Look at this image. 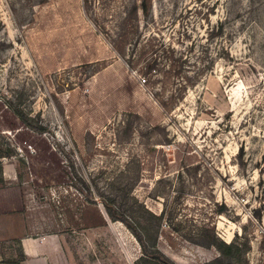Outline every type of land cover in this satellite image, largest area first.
Returning a JSON list of instances; mask_svg holds the SVG:
<instances>
[{
    "label": "rangeland",
    "instance_id": "374dc122",
    "mask_svg": "<svg viewBox=\"0 0 264 264\" xmlns=\"http://www.w3.org/2000/svg\"><path fill=\"white\" fill-rule=\"evenodd\" d=\"M7 161L66 264H134L132 197L176 264H264V0H0Z\"/></svg>",
    "mask_w": 264,
    "mask_h": 264
},
{
    "label": "crops",
    "instance_id": "0c3cea01",
    "mask_svg": "<svg viewBox=\"0 0 264 264\" xmlns=\"http://www.w3.org/2000/svg\"><path fill=\"white\" fill-rule=\"evenodd\" d=\"M0 182V255L6 254L3 250L7 248L2 245L17 243L20 259L19 264H66V255L62 242L58 236H43L40 232L33 233L32 224L27 216L28 206L24 184L17 182L16 170L9 161L2 163ZM18 189L19 202L9 198ZM12 198V197H11ZM23 207L22 211H17V207ZM13 210V212H9ZM14 250V248H12ZM0 264H5L4 262Z\"/></svg>",
    "mask_w": 264,
    "mask_h": 264
},
{
    "label": "trees",
    "instance_id": "16d2710c",
    "mask_svg": "<svg viewBox=\"0 0 264 264\" xmlns=\"http://www.w3.org/2000/svg\"><path fill=\"white\" fill-rule=\"evenodd\" d=\"M23 121V120H22ZM18 140H20L18 138ZM22 142V141H19ZM27 143V140H24ZM31 169V166H30ZM12 197V198H11ZM15 197L18 198L16 193L9 195V198L13 201ZM133 206L129 209V213H116L112 211L109 207L110 203H114V198H107L106 203L104 204L107 209V215L111 220H119L129 229L137 240L141 255L134 261V264H176L171 258L164 254L157 246L158 240V229L161 225L164 218V210L160 214H156L148 210L145 205L140 202L137 198L132 197ZM16 201V200H15ZM19 198L16 201V204L19 202ZM17 211H22L23 207L19 206L16 209ZM146 212L149 216H145L142 212ZM9 212H13L10 210ZM152 226H156V230ZM158 227V228H157ZM203 246L210 245L215 246L220 253L226 254L228 250L233 247L231 242L225 243L216 237L212 239L209 243H198ZM220 259H215L212 261L200 263V264H219Z\"/></svg>",
    "mask_w": 264,
    "mask_h": 264
}]
</instances>
